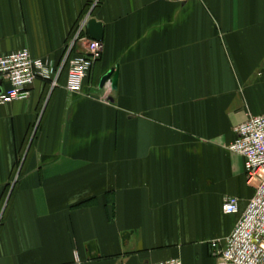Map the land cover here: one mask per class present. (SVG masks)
<instances>
[{"label":"crops","instance_id":"0c3cea01","mask_svg":"<svg viewBox=\"0 0 264 264\" xmlns=\"http://www.w3.org/2000/svg\"><path fill=\"white\" fill-rule=\"evenodd\" d=\"M90 10L83 91L66 67L0 106V264H218L254 195L229 146L264 114V0H0L1 50L59 64Z\"/></svg>","mask_w":264,"mask_h":264},{"label":"built area","instance_id":"2783aa9c","mask_svg":"<svg viewBox=\"0 0 264 264\" xmlns=\"http://www.w3.org/2000/svg\"><path fill=\"white\" fill-rule=\"evenodd\" d=\"M96 4L93 3L91 10ZM91 10L79 22L59 64L34 58L28 49L6 53L0 47V106L28 99L38 79L57 86L66 67L67 89L74 93L83 91L86 78L103 54V43L87 33ZM77 47L84 51L73 55ZM235 133L236 139L229 148L245 157L247 182L254 189V195L224 244L212 241V254L218 264H264V114L249 116L235 127ZM223 210L227 214L239 213V198H225ZM154 264L183 263L172 258Z\"/></svg>","mask_w":264,"mask_h":264},{"label":"water","instance_id":"95a60500","mask_svg":"<svg viewBox=\"0 0 264 264\" xmlns=\"http://www.w3.org/2000/svg\"><path fill=\"white\" fill-rule=\"evenodd\" d=\"M87 32L89 36L98 41H103L104 39V25L102 22L98 21L96 18H91L87 23ZM118 70H110L106 73L101 81L100 87L103 88L109 80H111V87L117 89L118 86Z\"/></svg>","mask_w":264,"mask_h":264}]
</instances>
